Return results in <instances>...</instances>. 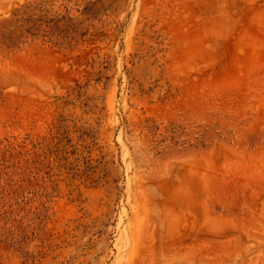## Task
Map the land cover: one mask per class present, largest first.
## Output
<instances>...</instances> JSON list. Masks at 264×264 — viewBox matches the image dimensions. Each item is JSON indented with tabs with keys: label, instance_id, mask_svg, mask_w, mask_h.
<instances>
[{
	"label": "rangeland",
	"instance_id": "374dc122",
	"mask_svg": "<svg viewBox=\"0 0 264 264\" xmlns=\"http://www.w3.org/2000/svg\"><path fill=\"white\" fill-rule=\"evenodd\" d=\"M0 264H264V0H0Z\"/></svg>",
	"mask_w": 264,
	"mask_h": 264
}]
</instances>
